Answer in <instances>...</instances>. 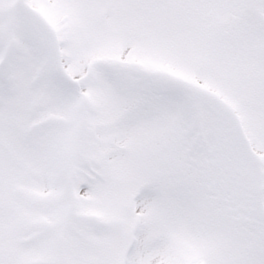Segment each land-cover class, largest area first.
<instances>
[{
    "label": "snow or ice",
    "instance_id": "snow-or-ice-1",
    "mask_svg": "<svg viewBox=\"0 0 264 264\" xmlns=\"http://www.w3.org/2000/svg\"><path fill=\"white\" fill-rule=\"evenodd\" d=\"M0 264H264V0H0Z\"/></svg>",
    "mask_w": 264,
    "mask_h": 264
}]
</instances>
